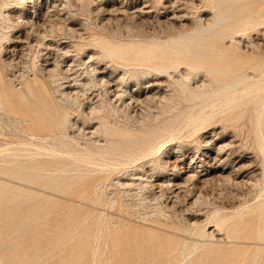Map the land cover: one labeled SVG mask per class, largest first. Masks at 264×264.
Instances as JSON below:
<instances>
[{
  "label": "rangeland",
  "instance_id": "rangeland-1",
  "mask_svg": "<svg viewBox=\"0 0 264 264\" xmlns=\"http://www.w3.org/2000/svg\"><path fill=\"white\" fill-rule=\"evenodd\" d=\"M0 92V264H264V0H0ZM33 144L85 149L81 185L18 178Z\"/></svg>",
  "mask_w": 264,
  "mask_h": 264
},
{
  "label": "bare ground",
  "instance_id": "bare-ground-1",
  "mask_svg": "<svg viewBox=\"0 0 264 264\" xmlns=\"http://www.w3.org/2000/svg\"><path fill=\"white\" fill-rule=\"evenodd\" d=\"M148 5V4H147ZM119 7V6H118ZM115 8V7H114ZM56 10V9H55ZM137 10V9H136ZM148 10V9H147ZM116 11V10H115ZM121 13L122 12H124L125 11V8H123V7H120V10H119ZM139 12V11H138ZM138 14V13H137ZM249 14V13H248ZM134 15V14H133ZM171 16V15H170ZM38 17V16H37ZM40 18V17H39ZM58 18V17H57ZM121 18H122V16H121ZM38 19V18H37ZM49 19V18H48ZM47 19V20H48ZM51 19V18H50ZM59 19V18H58ZM39 20L40 19H38V22H39ZM42 20V19H41ZM47 20L45 21V24H46V22H47ZM57 21V20H56ZM59 21V20H58ZM37 23V22H36ZM33 24H35V23H33ZM41 25V24H40ZM38 26V25H37ZM67 26V25H66ZM44 30V29H43ZM45 31V30H44ZM42 33H43V31H42ZM237 34V33H236ZM38 35V34H37ZM42 35V34H41ZM41 35H39V36H41ZM43 37H45V36H43ZM2 41V40H1ZM3 48V47H2ZM184 52H185V50H183ZM182 51V52H183ZM10 61V60H9ZM47 69V68H46ZM45 70V69H44ZM47 70H49V69H47ZM213 70V69H212ZM232 70H234V69H232ZM95 71V69L93 68L92 69V72H94ZM229 71V70H228ZM239 73V72H238ZM95 74V73H94ZM186 75H187V73H185ZM97 77V76H96ZM104 77V76H103ZM103 77H99V78H95V81H99V82H101V83H103V84H108L109 83V81H107V80H104L103 79ZM184 77H186V76H184ZM186 81V83L185 84H182V91L183 92H185V95L187 96V97H190V99H196V98H199V97H201L202 96V94H196V93H193L192 91H190L189 90V81H190V78H188L187 77V80H185ZM107 86V85H106ZM149 86H152V84H147V86H145V87H149ZM226 91H228V89H225ZM111 92V91H110ZM140 91H136L135 93H133V94H130L129 95V100H132L133 102H142V104H144L143 103V101H145L146 99H147V97H145V98H140V93H139ZM244 92V91H243ZM71 93V92H70ZM107 93V92H106ZM116 93V92H115ZM142 93V92H141ZM209 94H210V92H208ZM238 93V92H237ZM61 94H63V95H65L66 96V98H70L71 97V94L69 95V93H64V91H62L61 90ZM73 95V94H72ZM208 95V94H207ZM246 95V94H245ZM2 94H1V92H0V109H2V110H4V111H7L6 109H5V105H4V103H3V98H2ZM7 96V95H6ZM117 96L120 98V97H122V94L120 95H118L117 94ZM127 96V95H126ZM147 96V95H146ZM240 96V95H239ZM117 97V98H118ZM157 97V96H156ZM4 98H5V96H4ZM161 98V97H160ZM73 99V98H72ZM121 102H123V100L121 99ZM130 102V101H129ZM219 103V102H218ZM128 105V104H127ZM131 105V104H130ZM210 109H212V108H210ZM2 112V111H1ZM3 113V112H2ZM5 113V112H4ZM6 114V113H5ZM203 115V114H202ZM198 117V116H197ZM197 117H196V119H197ZM192 119V118H191ZM61 120V123H65V121H66V117L65 116H63V118H61L60 119ZM194 121V120H193ZM24 122L27 124V127H28V129L30 130V129H32V127L34 126V122L32 121V120H30V119H25L24 120ZM190 122H191V120H190ZM190 124V123H189ZM105 132H106V135H108L109 137H111V138H116V137H122V138H120V141L121 142H123V141H128V142H130V147H134V149H131L130 151H129V155H131V153L132 154H135V152H137L138 150H140L142 147H144V146H142L143 144H141L140 146H136V141H135V139L132 137L133 135H132V132H131V130H128V129H125V130H117V129H115V130H109L108 131V129H106L105 130ZM92 133H94V132H92ZM85 134V133H84ZM87 134V133H86ZM209 141V140H208ZM51 142V141H50ZM209 144H211V143H209ZM208 144V145H209ZM34 146L33 147H35V151H33L32 153L34 154V157H31V155H30V153L29 152H27V153H23V156H24V162L25 163H21V165L19 166V167H17L16 169H14V172H16V173H19V175L20 176H18V178H20L21 180H24V181H26V182H35L36 180H39L40 178H45V179H48V183H49V186H50V188H56L57 190H65V187L67 186V185H69V184H71V183H75V184H79V185H81V182H83V180H81V181H74L73 179H75V178H80V176L79 175H67V172H69V171H72L73 170V168H77V167H79V166H82L84 163H90L91 162V160H93V158L92 157H90L89 155H87V153H86V151H85V149H83V150H80V149H77V150H73V149H71V148H66V147H64V146H62V145H60V146H54V145H51L50 147H49V150H46L44 153H42L41 152V149H43V147H40L39 146V144H33ZM115 145H118L117 143H116V141H114V142H112L111 143V148H113V146H115ZM14 146V145H13ZM16 146V145H15ZM14 146V147H15ZM25 146H26V144H25ZM29 146H31V145H29ZM213 147V146H212ZM216 148V155H218V153H220V151L222 150V147H215ZM2 149V148H1ZM10 149V148H9ZM17 149V148H16ZM19 149V148H18ZM99 149V148H98ZM205 151L202 153V155H204L205 157H207L208 158V160H211V161H214L215 160V156H213V157H210V154H208V151H212V148L210 149V148H208V146L206 145V147H205ZM25 150H27V149H25ZM100 150V149H99ZM16 152H17V150H15ZM48 151V152H47ZM126 151V150H125ZM9 152V151H8ZM8 154V153H7ZM170 153L169 152H166V154H165V156H166V158H165V160H164V164L165 165H167V168H165V171H166V169L168 170H170L171 171V173H169V174H172V180L171 179H166L165 181L167 182V184H166V189H167V191H169V193H173V190H170V188L172 187V186H176V187H180V185H183V184H181V183H179V182H177L176 181V183L173 181L174 179H177L178 177H180V173L183 171V172H185V171H190V170H192V165L194 164V160L193 159H190V162H193V164H191L190 162L188 163V165H187V169H183L182 170V167L179 165V164H182V163H179V164H177V162L175 163V162H173L172 163V161H169L170 159H168V156L167 155H169ZM6 155V154H5ZM93 156V155H92ZM196 156V155H195ZM198 157V156H197ZM20 158V157H19ZM95 158V157H94ZM100 158V157H99ZM193 158V157H192ZM103 160V159H102ZM108 160V159H107ZM180 160V159H179ZM179 160H176V161H179ZM98 161V160H97ZM23 162V161H22ZM170 163V164H169ZM106 165V164H105ZM94 166V165H93ZM73 167V168H72ZM98 167V166H97ZM51 170V171H54V170H56L57 172H55L54 173V175L53 174H49L48 176H43V175H41V174H37L38 173V171H40V170ZM82 169H86L85 167H83ZM102 169V168H101ZM220 169V168H219ZM8 169L7 168H5V167H3L2 169H0V193L1 192H3V191H5L6 189H5V183H6V175H8L9 176V174H8V171H7ZM21 172H23V173H25L26 174V176H24V178H23V175L21 174ZM99 172V171H98ZM72 178V179H71ZM70 179V180H69ZM131 180L132 179H137V178H130ZM76 180H79V179H76ZM192 181V186H191V189H189V193L191 194L192 193V190H194L195 188H196V182H200V179L198 178V176H197V174H195V173H193V174H191L189 177H187L185 180H184V184H185V182H191ZM201 181H202V179H201ZM205 181V180H204ZM128 182V181H127ZM131 182H133V180L131 181ZM172 182V183H171ZM195 182V183H194ZM47 183V184H48ZM148 183V182H147ZM171 183V187H170V184ZM208 183V182H207ZM207 183H205L204 182V184L206 185ZM124 184L126 185L127 183H124L123 182V186H124ZM133 185L134 183H130V185ZM136 184V183H135ZM134 184V186H139L140 188H141V184L140 183H138V184H136L135 185ZM202 184V183H201ZM129 185V184H128ZM129 185V186H130ZM156 186H154V184L153 183H150L149 185L148 184H146V185H144L143 187L144 188H148V190L149 189H152V188H158V190L160 191V193H162L163 194V192H161L162 191V186H163V184L162 183H160V184H155ZM165 185V184H164ZM203 186V185H202ZM135 187V188H136ZM142 187V188H143ZM204 187V186H203ZM138 188V187H137ZM139 188V189H140ZM143 188V189H144ZM165 188V187H164ZM166 189H165V191H166ZM96 190V189H95ZM141 190V189H140ZM139 190V191H140ZM146 190V189H145ZM157 190V191H158ZM164 190V189H163ZM142 191V190H141ZM152 191H153V189H152ZM158 191V192H159ZM126 193V192H125ZM155 193V192H154ZM158 194V193H157ZM189 194V195H190ZM198 194V193H197ZM136 195V194H135ZM138 195V194H137ZM175 195H177L176 193H175ZM186 195H188V194H186ZM199 195V194H198ZM154 197V196H153ZM159 197H161V196H159ZM166 197V196H165ZM179 197V196H178ZM147 198V197H146ZM162 198V197H161ZM114 199V198H113ZM112 200V199H111ZM197 200H198V197L196 196L195 197V200H194V204L197 202ZM102 202V201H101ZM110 202V201H109ZM173 203V202H172ZM113 205H114V203H113ZM189 205H192V204H189ZM111 206V205H110ZM193 207V206H192ZM172 208V207H171ZM217 221H220V219L218 218L217 219ZM113 223H114V221H112ZM217 224V223H216Z\"/></svg>",
  "mask_w": 264,
  "mask_h": 264
}]
</instances>
